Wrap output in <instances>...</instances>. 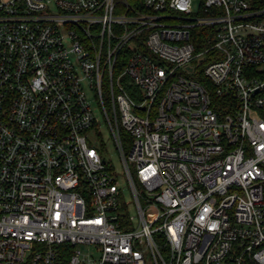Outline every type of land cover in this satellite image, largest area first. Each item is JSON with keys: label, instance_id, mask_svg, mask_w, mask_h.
<instances>
[{"label": "built area", "instance_id": "2783aa9c", "mask_svg": "<svg viewBox=\"0 0 264 264\" xmlns=\"http://www.w3.org/2000/svg\"><path fill=\"white\" fill-rule=\"evenodd\" d=\"M0 264H264V0H0Z\"/></svg>", "mask_w": 264, "mask_h": 264}, {"label": "rangeland", "instance_id": "374dc122", "mask_svg": "<svg viewBox=\"0 0 264 264\" xmlns=\"http://www.w3.org/2000/svg\"><path fill=\"white\" fill-rule=\"evenodd\" d=\"M198 1L199 0H192L193 10H196ZM90 103L95 116V126L89 131L90 138L95 139L100 145V152L102 156L112 168V170L116 173L118 184L123 188L126 199L130 200L131 195L127 187V178L125 175L124 166L111 131L96 104V100L93 98L90 100ZM130 213L136 215V211L133 207H130ZM80 249L82 250L83 254L91 253L94 255L90 248L80 247Z\"/></svg>", "mask_w": 264, "mask_h": 264}]
</instances>
